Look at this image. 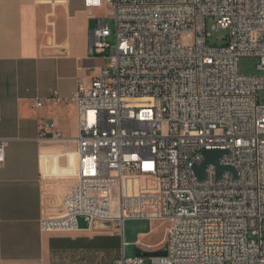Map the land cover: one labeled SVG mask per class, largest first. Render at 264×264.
I'll list each match as a JSON object with an SVG mask.
<instances>
[{
	"label": "built area",
	"instance_id": "obj_1",
	"mask_svg": "<svg viewBox=\"0 0 264 264\" xmlns=\"http://www.w3.org/2000/svg\"><path fill=\"white\" fill-rule=\"evenodd\" d=\"M83 4L104 11L88 49L103 65L66 100L76 110L73 184L62 213L40 219L41 232H76L83 219L88 231L121 238L115 264H144L126 257L123 225L158 221L168 227L154 264H264V0ZM208 19L226 32L222 45L210 44ZM244 57L258 58L259 76L239 75ZM48 101L61 99L55 91ZM213 150L227 152L218 163L235 176L217 178L208 165L197 178L203 153Z\"/></svg>",
	"mask_w": 264,
	"mask_h": 264
},
{
	"label": "crops",
	"instance_id": "obj_2",
	"mask_svg": "<svg viewBox=\"0 0 264 264\" xmlns=\"http://www.w3.org/2000/svg\"><path fill=\"white\" fill-rule=\"evenodd\" d=\"M103 13L87 11L83 0H0V264H108L107 246L90 243L114 240L120 258L117 235L91 236L87 225L42 233L39 226L41 218L62 213L73 184L76 110L66 100L103 65L88 53L90 32ZM55 91L58 105L48 101ZM42 130L47 135L39 139Z\"/></svg>",
	"mask_w": 264,
	"mask_h": 264
},
{
	"label": "rangeland",
	"instance_id": "obj_3",
	"mask_svg": "<svg viewBox=\"0 0 264 264\" xmlns=\"http://www.w3.org/2000/svg\"><path fill=\"white\" fill-rule=\"evenodd\" d=\"M48 1V0H47ZM50 1V0H49ZM107 23L109 27L113 28L112 20H108ZM215 26V22L212 19H208L206 22L207 33L210 34L209 42L210 44L222 45V38L226 34L224 30H215L213 27ZM108 43L113 46L114 39L110 38ZM259 64L258 58L254 57H244L239 60L238 63V72L241 76H259L260 71L257 66ZM259 102H263L264 100V91L258 93ZM71 179L72 175L69 174ZM73 182V179L71 180ZM78 225L80 228H85L86 224L82 219L78 220ZM107 228H110V225L105 224ZM168 227L167 223L158 222V221H148V220H127L123 225V239L129 244L125 248L126 257L130 258L135 256L136 251L138 250L134 243L138 242L145 245H154L159 242L160 246L157 249H154L152 253L148 254L144 258V264H154L152 261V257L159 256L163 253L162 250V242L165 236L166 228ZM91 236L96 235H112L109 232L99 231L94 234H90ZM262 235L264 237V222L262 224ZM160 240V241H159ZM156 247V246H155ZM157 250V251H156Z\"/></svg>",
	"mask_w": 264,
	"mask_h": 264
},
{
	"label": "water",
	"instance_id": "obj_4",
	"mask_svg": "<svg viewBox=\"0 0 264 264\" xmlns=\"http://www.w3.org/2000/svg\"><path fill=\"white\" fill-rule=\"evenodd\" d=\"M227 152L226 151H221V150H213V151H205L203 153L204 155V162L200 167H197L194 169V172L197 176L198 179L203 180L204 179V169L206 168V166L208 165H213L216 167L217 170V178H220V176L228 171L235 174V171L231 168V167H222L219 165L218 160L221 156L226 155ZM165 254V251L163 250V253L160 254L159 256H162ZM148 254H144L142 252H140L139 250L136 251L135 256H139V257H146Z\"/></svg>",
	"mask_w": 264,
	"mask_h": 264
},
{
	"label": "trees",
	"instance_id": "obj_5",
	"mask_svg": "<svg viewBox=\"0 0 264 264\" xmlns=\"http://www.w3.org/2000/svg\"><path fill=\"white\" fill-rule=\"evenodd\" d=\"M90 244L94 246H103V247L107 246V249L106 250L103 249V252H104V259L108 261V264H115V262L118 261V255L116 252V250H118V243L115 240L114 242H110V243L101 242L100 244H93V243Z\"/></svg>",
	"mask_w": 264,
	"mask_h": 264
}]
</instances>
